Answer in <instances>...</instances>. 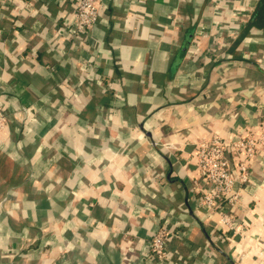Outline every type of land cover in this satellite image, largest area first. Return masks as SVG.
Here are the masks:
<instances>
[{"label":"crops","instance_id":"obj_1","mask_svg":"<svg viewBox=\"0 0 264 264\" xmlns=\"http://www.w3.org/2000/svg\"><path fill=\"white\" fill-rule=\"evenodd\" d=\"M260 1L101 0L75 37L70 0H0V264H159L160 227L172 264H264V145L238 230L199 204L192 158L264 134Z\"/></svg>","mask_w":264,"mask_h":264},{"label":"built area","instance_id":"obj_2","mask_svg":"<svg viewBox=\"0 0 264 264\" xmlns=\"http://www.w3.org/2000/svg\"><path fill=\"white\" fill-rule=\"evenodd\" d=\"M219 6L221 0H211ZM74 8V22L70 29L76 37L81 34L88 37L90 29L98 20L101 0H70ZM219 11V10H218ZM238 11L234 17L236 26L242 27L247 18L246 12ZM0 101V127L5 115ZM264 145V134H232L227 138L214 134L209 139L198 140L194 145L192 158L199 171V180L194 185L199 192V204L219 214L220 224L228 229L238 230L231 210L240 200V192L234 190V184H247L249 181L250 162L256 158L260 147ZM228 205L229 207L225 206ZM167 231L160 227L149 239V253L159 264H172L165 247ZM128 258L127 256L125 257Z\"/></svg>","mask_w":264,"mask_h":264},{"label":"trees","instance_id":"obj_3","mask_svg":"<svg viewBox=\"0 0 264 264\" xmlns=\"http://www.w3.org/2000/svg\"><path fill=\"white\" fill-rule=\"evenodd\" d=\"M264 22V0H261L258 4L255 12L253 13V16L250 19V22L252 25H257L259 22ZM250 23V25H251Z\"/></svg>","mask_w":264,"mask_h":264}]
</instances>
